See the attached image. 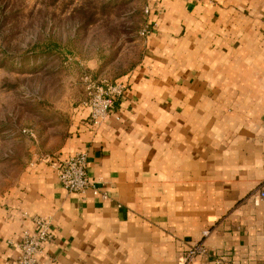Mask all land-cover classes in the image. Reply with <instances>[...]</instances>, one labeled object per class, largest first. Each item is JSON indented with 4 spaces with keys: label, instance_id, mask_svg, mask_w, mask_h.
Listing matches in <instances>:
<instances>
[{
    "label": "crops",
    "instance_id": "0c3cea01",
    "mask_svg": "<svg viewBox=\"0 0 264 264\" xmlns=\"http://www.w3.org/2000/svg\"><path fill=\"white\" fill-rule=\"evenodd\" d=\"M138 64L99 126L73 113L68 136L0 193V264H14L32 217L55 237L41 264H264V0H160ZM85 153L92 190L57 182ZM264 189V187H263Z\"/></svg>",
    "mask_w": 264,
    "mask_h": 264
},
{
    "label": "rangeland",
    "instance_id": "374dc122",
    "mask_svg": "<svg viewBox=\"0 0 264 264\" xmlns=\"http://www.w3.org/2000/svg\"><path fill=\"white\" fill-rule=\"evenodd\" d=\"M143 0H0V193L50 156L86 98L144 53ZM261 183L256 190L263 189Z\"/></svg>",
    "mask_w": 264,
    "mask_h": 264
},
{
    "label": "built area",
    "instance_id": "2783aa9c",
    "mask_svg": "<svg viewBox=\"0 0 264 264\" xmlns=\"http://www.w3.org/2000/svg\"><path fill=\"white\" fill-rule=\"evenodd\" d=\"M160 0H143L142 14L144 17L143 25L139 30V36L146 38L157 28L156 23L148 20L152 5H158ZM86 98L82 104L88 111V120L93 126H99L107 117L117 99L125 90V85L121 82L108 83L107 81L94 82L88 77L84 78ZM55 175L59 185L68 192L85 193L92 190L97 195L96 183L91 181L88 176V163L85 153H76L60 162L55 167ZM264 198V189L259 192ZM32 222L36 227L35 232L24 230L22 237L17 243L19 254L14 264H41L38 256L43 252L46 244L52 242L55 237V230L47 217L35 215ZM213 232L206 229L202 232V240L186 248L182 257L181 264H192L197 258L209 256V251L204 244V239ZM215 264H228L224 255L213 257Z\"/></svg>",
    "mask_w": 264,
    "mask_h": 264
}]
</instances>
